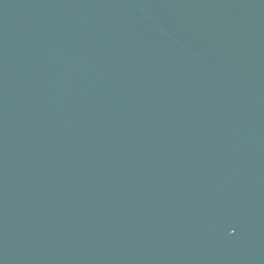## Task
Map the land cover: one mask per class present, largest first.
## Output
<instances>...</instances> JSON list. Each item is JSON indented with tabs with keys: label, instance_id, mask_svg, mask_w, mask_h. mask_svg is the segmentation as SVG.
<instances>
[{
	"label": "water",
	"instance_id": "obj_1",
	"mask_svg": "<svg viewBox=\"0 0 264 264\" xmlns=\"http://www.w3.org/2000/svg\"><path fill=\"white\" fill-rule=\"evenodd\" d=\"M0 264H264V0H0Z\"/></svg>",
	"mask_w": 264,
	"mask_h": 264
}]
</instances>
